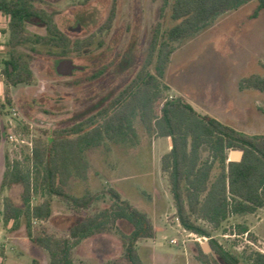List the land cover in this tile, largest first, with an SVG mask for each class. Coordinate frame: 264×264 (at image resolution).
I'll return each instance as SVG.
<instances>
[{
    "label": "rangeland",
    "instance_id": "374dc122",
    "mask_svg": "<svg viewBox=\"0 0 264 264\" xmlns=\"http://www.w3.org/2000/svg\"><path fill=\"white\" fill-rule=\"evenodd\" d=\"M33 3L53 17L70 43L89 37L93 42L81 50L73 49L70 44L66 56H62L60 48L33 43L22 45L19 51L30 65L32 81L11 86L6 84L1 71L2 60L7 58L9 49V31L7 18L0 13V154L3 161L0 180L5 155L26 163L25 156L30 152L33 138L65 133L74 124L89 118L98 121L99 112L142 68L156 29L163 31L174 24L164 0H33ZM257 6V0H250L221 13L195 34L171 42L173 52L164 71L163 98L157 102V110L164 99L178 96L202 114L228 118L249 134H264V91L240 88L243 78L264 74V8L257 11ZM112 10L114 18L110 27L101 29ZM26 30L30 35L46 34L45 27L34 18L26 21ZM66 58L84 69L76 70L71 76L58 74L56 65ZM134 129L132 141L106 139L101 146L88 150L87 179L72 178L67 186V192L76 196L87 190L93 195H104L87 208H76L59 196H53L50 218L32 222L34 233L68 237V228L81 216L112 203L111 195L106 192L109 188L121 194L129 193L128 201L143 212L149 207L147 201L152 202L158 196L165 198L173 211L168 182L156 174V171L159 173V155L167 151L166 140H159L161 147L155 145L138 119L134 120ZM205 155L203 150L202 156ZM132 165L136 166L135 172L131 171ZM143 173L145 178L142 179ZM20 192L18 185L0 190V228L3 227L2 198L8 195L20 202ZM39 200L35 197L32 203ZM246 215L229 216L217 229L205 221L199 222L210 230L212 235L208 237L237 256H246L250 251L264 253V207L256 210L254 216ZM172 219L169 210L164 221L154 222L166 227L176 224ZM247 223L257 224L255 231L238 233L237 226L248 228ZM118 228L123 233L131 230L123 220L118 222ZM182 228L180 224L181 232ZM13 231L18 237L28 238L24 221ZM189 233L187 230L183 234L175 229L158 230L155 238L144 243L143 239L139 240L137 251L141 260L145 262L143 250L147 248L158 258H174L176 264L185 260L188 264H202L197 259L198 242ZM94 237L95 245L103 252L91 250L89 243L80 240L72 248L76 264H102L121 258L123 245L118 231ZM171 238L177 239V243H170ZM209 239L202 241L203 244L209 245ZM3 244L7 245L6 264L34 263L36 253L31 249L19 253L14 242L0 243V249L4 248ZM43 252L41 260L46 262L48 256ZM203 252L209 253L211 248Z\"/></svg>",
    "mask_w": 264,
    "mask_h": 264
},
{
    "label": "trees",
    "instance_id": "16d2710c",
    "mask_svg": "<svg viewBox=\"0 0 264 264\" xmlns=\"http://www.w3.org/2000/svg\"><path fill=\"white\" fill-rule=\"evenodd\" d=\"M250 0H164L174 24L153 34L147 58L136 76L98 114L99 120L89 118L74 124L65 133L32 139L26 163L5 155L0 190L14 185L21 187L20 202L6 195L2 198V224L11 222L16 229L24 221L28 239L46 251L48 264H76L73 246L80 240L109 231H118L123 254L117 261L102 264H144L138 254L137 242L155 238L156 230L149 216L123 199L114 188L106 190L113 199L108 207L81 216L68 228V237L44 232L34 233L33 220L50 218L53 196L68 201L76 208H87L104 193L93 195L86 191L76 196L67 192L70 179H87L89 162L86 152L101 146L106 139L116 142L132 141L134 120L138 119L153 140L170 137V149L160 158V169L166 177L175 213L181 226L195 234L210 236L211 232L199 221L217 229L232 215L254 213L264 207V135H251L224 123L209 114L199 113L181 97L163 98L162 79L170 55L171 42L187 38L205 27L215 17L233 10ZM257 11L264 8V0H257ZM0 13L7 18L9 31L7 58L2 60V75L6 84L15 86L32 81V70L19 51L27 43L46 45L68 53L71 44L81 50L92 44V37L70 43L57 27L53 17L37 8L33 0H0ZM29 18L38 20L45 35H30L26 30ZM114 11L102 28L110 27ZM98 72L96 75H98ZM240 88L264 91V74H253L240 81ZM10 102L9 99H7ZM2 106V104H1ZM1 133V128H0ZM206 151L205 157L202 151ZM230 150L242 151L239 160H228ZM39 202L33 204L32 199ZM126 221L131 230L119 231L118 222ZM238 233H248L245 225H238ZM211 252L199 248L197 259L202 264H264V253L250 251L237 256L214 238L209 239ZM2 255V254H1ZM0 264H3L0 261Z\"/></svg>",
    "mask_w": 264,
    "mask_h": 264
},
{
    "label": "crops",
    "instance_id": "0c3cea01",
    "mask_svg": "<svg viewBox=\"0 0 264 264\" xmlns=\"http://www.w3.org/2000/svg\"><path fill=\"white\" fill-rule=\"evenodd\" d=\"M245 90H255V89H245ZM257 92H258V90H256ZM200 113V112H199ZM202 114V113H201ZM205 114H208V113H205ZM210 115V114H209ZM212 116H214V117H216L217 119H219L220 121H222V122H224V123H227V124H229V125H231V126H233L234 128H236L237 130H240V131H242V132H245V130L244 129H240L239 127H237V125L236 124H233L232 122V120H230V119H228V118H225V117H222V116H217V115H212ZM246 133V132H245ZM249 134V133H248ZM251 135H261V134H251ZM264 135V134H263ZM162 138H164L165 140H166V143H167V151L170 149V147H171V144H172V140H171V138L170 137H159V138H156V139H153V143L155 144V145H157L158 147H161L162 146V142H160L159 140L160 139H162ZM166 151V152H167ZM165 152V153H166ZM231 152V151H230ZM230 152H229V155H230ZM164 153H161V155H159V173H158V171H156V174L157 175H159V176H161V177H164V178H166L163 174H162V172H161V169H160V158H161V156L163 155ZM134 167V168H133ZM132 169H133V171L135 172V170H136V166L134 165H132V168H131V171H132ZM130 171V170H129ZM132 171V172H133ZM142 179L143 178H145V173H143L142 175ZM127 177V176H126ZM125 178V177H124ZM167 180V179H166ZM121 194V193H120ZM129 193H122L121 194V196H122V198L123 199H126V200H128L127 198H129V195H128ZM151 196V195H150ZM151 197H153V196H151ZM156 197H157V195H156ZM152 199V198H151ZM147 203H149L148 205H149V207H145V208H147L146 210H147V212H145L148 216H149V218L151 219V221L153 222V226H154V228H155V230H156V233H157V231L158 230H168V229H175L176 231H178L180 234H183V232L185 231V229L184 228H182V231L183 232H181V230L179 229V226H180V224L179 223H177L176 222V224H168V226H166V227H161V225L159 224V223H155L154 222V220L155 221H164L165 220V217L167 216V214H168V212H169V210H170V214H172L173 215V219H172V221H176L175 220V218L177 217L176 216V213H175V207H173V211L171 212V209H170V207L168 206V202H167V200L165 199V198H162V197H160V196H158V198L156 199V200H154V201H152V202H149V201H147ZM135 206V205H134ZM136 207V206H135ZM260 209H262V208H260ZM255 215V212L254 213H249V214H247L246 216H254ZM260 219V220H259ZM258 219V222L260 221L261 222V220H262V218H259ZM247 226H248V231H255L254 229H256V227H257V224L256 225H254V224H252V223H247ZM12 227V223L10 222L8 225H7V227H1L0 228V243H3V242H7V240H10V242H14L15 243V245H16V247L18 248L17 250L19 251V253H22V252H24L27 248H29V249H31L33 252H35L36 253V257H35V259H34V263L33 264H48V260H46V262H44L43 260H41V257H43L44 256V250L43 249H41V248H39V249H41V250H37L38 249V247L35 245V244H33L28 238H23V237H18L15 233V231H13L14 229H12L11 228ZM178 227V228H177ZM11 229V230H10ZM190 235H193L191 232L189 233ZM95 236V235H94ZM94 236H92V237H89V238H86V239H83V240H81V242L82 243H89V245H90V248H91V250H95V251H98V252H103L100 248H99V246H96L95 245V241H96V238L94 237ZM147 239H150V238H145V239H143L142 240V242L144 243ZM182 243L184 244V245H186L185 244V240H182ZM138 245H140V242L138 241L137 242V245H136V248L138 247ZM188 245V244H187ZM198 245H199V247L203 250V251H205L204 250V244L202 243V244H199L198 243ZM2 247H4V248H2V249H0V261H2L3 262V264H6V257H7V252H6V248H7V245L6 244H3L2 245ZM104 248H106V246L104 247ZM97 249V250H96ZM15 252H16V248H14L13 249ZM105 251H107V250H105ZM143 252H144V258H145V262L144 261H142L144 264H176V262H175V260H174V258H167V257H163V259H161V258H158V257H156V255L155 254H151V251H149V250H147V248H144V250H143ZM46 253V252H45ZM2 254V255H1ZM139 254V253H138ZM48 256V255H47ZM181 264H188V262H187V260H185V261H183V262H181Z\"/></svg>",
    "mask_w": 264,
    "mask_h": 264
},
{
    "label": "water",
    "instance_id": "95a60500",
    "mask_svg": "<svg viewBox=\"0 0 264 264\" xmlns=\"http://www.w3.org/2000/svg\"><path fill=\"white\" fill-rule=\"evenodd\" d=\"M79 28V26H77ZM84 67L73 63L72 59L66 58L60 60L56 65V72L61 75H71L74 70H83ZM242 156V151L233 150L230 152L228 160H239ZM2 156L0 154V165H2ZM204 250H210V246L204 245Z\"/></svg>",
    "mask_w": 264,
    "mask_h": 264
},
{
    "label": "built area",
    "instance_id": "2783aa9c",
    "mask_svg": "<svg viewBox=\"0 0 264 264\" xmlns=\"http://www.w3.org/2000/svg\"><path fill=\"white\" fill-rule=\"evenodd\" d=\"M175 220L177 221V223H179L178 217H176ZM35 221H37V220H33L32 222L35 223ZM192 234H193L192 236H194V240L200 244L203 243L202 241L206 242L210 238V237L204 236V235H199V234H195V233H192ZM169 241H170V243H174V244L177 243V239H175V238H171Z\"/></svg>",
    "mask_w": 264,
    "mask_h": 264
},
{
    "label": "flooded vegetation",
    "instance_id": "af4514ba",
    "mask_svg": "<svg viewBox=\"0 0 264 264\" xmlns=\"http://www.w3.org/2000/svg\"><path fill=\"white\" fill-rule=\"evenodd\" d=\"M69 29H71V26H69ZM73 63H74V62H73ZM75 71H76V70H74L73 72H75ZM73 72H72V74H73ZM72 74H71V75H72ZM71 75H69V76H71Z\"/></svg>",
    "mask_w": 264,
    "mask_h": 264
}]
</instances>
